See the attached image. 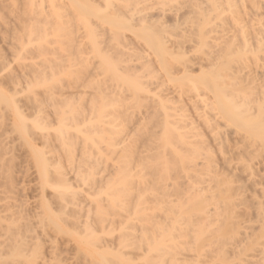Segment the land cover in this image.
Segmentation results:
<instances>
[{
  "label": "rangeland",
  "instance_id": "obj_1",
  "mask_svg": "<svg viewBox=\"0 0 264 264\" xmlns=\"http://www.w3.org/2000/svg\"><path fill=\"white\" fill-rule=\"evenodd\" d=\"M85 1L88 6L84 0H0V264H33L30 256L40 249L34 239L38 223L60 225L58 219L68 235L58 233L55 262L42 255L78 264L73 220L85 214L115 226L123 222L103 236H127L122 264H147L161 248L169 252L166 264H244L251 252L238 245L248 223L252 237L260 235L251 198L262 194L251 193L245 182L238 189L233 173L219 175L217 167L206 165L207 158L221 157L211 140L218 132L229 146L235 132L249 142L256 135L226 117L212 94L218 89L259 117L264 79H249L254 63H263L262 52L252 44L241 56H215L224 49L218 31L233 41L241 36L231 22L240 5L190 16L202 26L194 31L182 25L194 32L180 26L183 34L174 36L176 3ZM74 2H83L84 9ZM145 10L151 23L159 22L151 32L135 26ZM251 27L246 24L244 32ZM199 33L206 36L203 44L195 42ZM157 40L167 46L164 52ZM177 40L185 42L179 46ZM143 62L150 65L145 70L139 68ZM131 81L139 87L131 88ZM204 115L215 127L211 133L202 124ZM193 142H201L207 154L192 158ZM255 142L252 156L264 158V142ZM125 148L130 156L121 158ZM256 169L264 179V164ZM72 198L82 213L65 208ZM197 200L204 202L201 211L192 209ZM96 207L106 214L95 216Z\"/></svg>",
  "mask_w": 264,
  "mask_h": 264
},
{
  "label": "bare ground",
  "instance_id": "obj_2",
  "mask_svg": "<svg viewBox=\"0 0 264 264\" xmlns=\"http://www.w3.org/2000/svg\"><path fill=\"white\" fill-rule=\"evenodd\" d=\"M81 1H83V0H81ZM126 1H127V3H125V6H127V7H128V5H131V4H135L134 6H136L137 4L140 3V0H126ZM157 1L161 2V3H170L171 2V3L177 4L176 9H174L175 12H173V13L176 17H178V15H179L182 20H180L179 17L178 18L174 17L173 21L176 19L174 22H177V24L174 23V25H172V26L173 27L176 26L177 28H174V29H177V31L175 30V32H178V33L180 32L181 34H183L182 32H184V29L188 30L187 29L188 27L185 28L182 25L187 26V24H188V25H190L189 29L194 28V29H192L194 31L196 30V28L198 30L202 26V24H200L199 21L195 22V23L192 22L191 17L195 16V14H197V13L200 15H202V14H218L224 6L226 8H231V7H235L237 4H239L240 10H238L237 7H235L236 16L231 18V22L234 20L235 30H236V32L240 33L241 36L238 40H237V37L235 36V41H236L235 42L230 38L229 35H226V32L224 29L218 31V33L220 34V35H218L219 39H223V41H224V49H220V55L217 54L215 56H216V58H218L219 56L222 55V53H224L226 56L231 55V54H235L236 56H241V53L246 51V49L253 44L257 50L262 52L261 60L263 61V63L260 64L258 62L259 60H257V62L254 63V66L256 68L254 69L253 77H251V78L249 77L250 78L249 80L253 81L254 79L255 80H260L261 78L264 79V19H261V16L262 15L264 16V0H157ZM84 2H86V1L84 0ZM87 2L86 3L81 2V3H83L84 6H88ZM74 3H75L74 5L76 6L77 10L79 9V6L80 7L83 6V4H81V3H77V2H74ZM84 6L80 9L81 10L84 9ZM147 10H145L144 12L141 11L143 14L141 15V13H140V15L135 19V22H137V24H135V26L136 25L138 26L139 24H140L139 26H141L142 24H144V26H141L140 30H142V28H143V31L147 30L146 32H151L150 30H153L154 28L158 27V25L156 26L155 22H157L158 24H159V22H158V19L157 20L154 19L155 22L153 21L154 23H151L150 22L151 18L147 16V12H146ZM149 15H150V13H149ZM263 16H262V18H263ZM188 18H190V21ZM240 18H241V20H240ZM235 20H237V21H235ZM178 21H180V22H178ZM238 21H239V23H238ZM113 22H115V21H113ZM246 24H250L252 26L251 31L248 32L247 34L244 32V27ZM113 25H115V24H113ZM161 25H164V24L161 23L159 25V28ZM130 26H132V25H130ZM180 26L183 27L184 29L181 28ZM59 27H60V25L58 26V28ZM61 28L63 29L64 27L61 25ZM58 30H60V29H58ZM62 31H64V30H62ZM188 31H190V30H188ZM194 31H190V32H194ZM175 32L172 35H174V36L180 35V33L179 34L177 33L178 35H176ZM229 33H230V31H228V34ZM205 38H206L205 34L199 33L195 42L203 44V43H205V42H203L205 40ZM155 42L161 51L164 52V50H166L167 46L164 45V43L162 41L157 40ZM184 42L177 40L175 43L180 46L181 43H184ZM166 54H167V52H166ZM147 61L149 62L150 60H147ZM148 62L147 63L143 62L142 65L140 64L139 68L147 69V67L150 66L149 63H151V62H149V63ZM145 66H147V67H145ZM123 68H126V67H123ZM122 75H120V76H122ZM125 77L123 76L124 79H126ZM213 77H215V76H213ZM22 79H23V77H22ZM121 80H123V79H121ZM133 80H135V79H133ZM126 81L127 80H125V82ZM213 83H215V82H213ZM18 85H21V84L18 83ZM128 85L134 89L139 87V85L137 86V83H134L132 81L128 82ZM212 85H211V87H212ZM15 87H13L14 92L12 91L14 95L18 94V93H15V91H16ZM208 90L210 92H214L211 89H208ZM216 91H218V92H215L212 94H215L217 106L221 110V112L226 117L227 116L231 117L229 119L232 122L234 121L233 123L237 124V126H240L241 128H243L244 132H246V133L250 132L251 135L253 133L256 134V135H252V137L254 136V138H255V139L253 138L254 140L252 139L254 142L258 140L260 143L261 142L263 143L264 138H261V139H257V138H260L262 136L264 137V117L261 116L264 114V90L261 92V97L258 98V101L262 100V103L256 102V106H258V108L256 109L257 110V116L256 117L259 116L256 119L252 118V116L248 110H242V108L235 105L233 101H228L227 99H225L224 94H222L220 90L216 89ZM2 99H4L6 101V99L4 97ZM13 102L14 101L11 102L12 105L9 104L10 107L13 106ZM8 103H9V101H8ZM36 104L39 105V103H36ZM40 107H41V105H39L38 107L36 105L37 110ZM14 109H15V106H13V110ZM15 111L18 112L16 109L12 112H14L16 114ZM15 114H14V116H15ZM204 116H200V117L202 118ZM210 120H211V118L209 116L208 117L205 116L202 120L203 121L202 124L204 123L205 127H208V130L209 129L211 130V131H209V133L213 132V130H214L213 128H215V127H213V125H211ZM180 122H183V121L180 120L177 123L179 124ZM214 124H216V123H214ZM215 126L217 127V125H215ZM178 128H179V126H178ZM241 128H239V129L241 130ZM259 133H262V134H259ZM197 134H200V133H197ZM197 134H195V135H197ZM212 138L213 139H211V140H213L214 145L217 146L221 150V157L217 160V162H216V160H213L212 158H210V159H212L211 161H210V159L207 160L208 159L207 158L206 159L207 167H217L216 171L219 172V175H222L224 172L233 173L234 174L233 177L237 178V182H238L237 188L240 190L243 188V185H244L242 183L245 182L248 187L246 185L245 186L248 188L249 191H252L251 193L254 192L256 195V194H258V192H260V194H262L260 196L261 201L258 199L259 197L257 198L259 201L255 197L257 202H255V199L251 198V203L254 204V205L252 204V206H255V208H253V210L254 209L257 210V211H254V212H256L255 218H257V220L260 222V224L258 223L260 225L259 226L260 230L258 232L260 235H258V237H257L256 236L257 233L256 234L253 233L254 236L252 237V233H250L251 228L248 227V224H249L248 223L247 227L249 229L247 227L245 228L238 246L241 247V250L243 248V251L246 248L245 250H247L248 252H251V253H249V254H251L250 256L245 255V256H248L247 258L249 260L247 259L248 260L247 261L244 259L245 262H242V263H244V264H264V262H263V260H264V241H262V243L259 242L262 239L264 240V230H262V229H264V207H263V205H264V201H263V198H264V179H263V174H261L262 177H260V175L258 174L259 169H256V166H259V164H264V158H260L261 156H259V155L256 157L252 156L253 155L252 148L255 146V144L253 143L252 140L250 141L251 142L250 143L248 140L249 138L247 139V136L245 137V135L241 136L237 132L233 133L232 142H231V143H233V146L231 144L229 146V144H227V141L225 140L226 138L222 137L219 132L217 134H215L214 136H212ZM200 144L202 145L201 142H200ZM200 144H199V142H196L194 144H190L191 145L190 153H191L192 158H194L197 155H202L203 153L207 154V152H208L207 149L205 147H201ZM253 144H254V146H252ZM229 147H231L230 151L232 152V154H234V156H236L235 159H232L231 157L229 158L226 156L227 153L225 154V152H227V151H228V153L230 152L228 149ZM202 148L203 149L205 148L206 151L204 152ZM127 156L128 157L130 156L129 148H125L121 152V155H120L121 158H126ZM233 160H235V162H233ZM124 177H126V175ZM140 185L143 189H145L146 187L149 186L147 184H140ZM150 185H151V183H150ZM248 190H247V193H248ZM262 196H263V198H262ZM72 200L73 201L67 203V206L65 208L66 209L70 208L71 212H73V213H78V214L82 213L83 212L82 205L80 206L78 203H76L74 201V198H72ZM38 201L41 202L42 198L41 199L39 198ZM77 201H78V199H77ZM262 201H263V203H262ZM203 203L204 202L202 200L201 201L197 200L196 203L193 205L192 209L194 208V210H196V211H201V209L203 207ZM250 207H251V205H250ZM93 211H94L95 216L106 214V211L99 208V207H96ZM250 218L248 219L249 222H251ZM58 220L60 222V225L57 222H52L51 220H41L38 223L39 232L37 231V233L35 235L36 238H34V239L36 240V244L38 246H40V249L38 248L39 252L35 251V252H33L34 255L33 256L31 255L32 257L30 256V259H31L30 262H33V264H59L58 261L56 263H54L55 260L57 259V257H56V259L54 258V254L56 253L55 251H57L56 249H58V248H56V242L55 241L58 238V233L67 234V232H66V230L61 228V226H62L61 225V219H58ZM246 220L247 219H245L243 224L246 223ZM73 221H74V224H73L74 228L72 230H73V232L76 233L73 235H75L77 238L74 240H71V241L73 243L72 246H73L74 250H76V252H77L76 255L78 254V256L76 258H78V257H79L78 259L81 258V260H80V262H78V264H80L81 262H82L81 264H122V263H124V261L127 259V256H128L127 253L123 252V249L127 247V244L125 243L127 236H125L124 233H120L119 236H117L116 238H112L109 240L103 238V236H106V235L108 236L111 234L110 233L111 229H115V231H119L123 225V222H119L117 224V226H115L114 223L108 222V220H105L102 218H98V219L94 218L91 220L90 217L86 214H85V216L82 215V216L75 218ZM44 223H47V224H44ZM240 223L242 224V222H240ZM222 225H224V222H222ZM47 228H48V230H47ZM221 228L223 229V227H221ZM48 232H50V234L54 233L53 234L54 239H51L52 236ZM249 234L251 236H249ZM49 236H51V238ZM250 237H252V238L249 241ZM30 241H32V240H30ZM245 241H247V244H245ZM65 246H67V245H65ZM41 247H42V250H41ZM63 247H64V245H63ZM36 248L37 247L34 246L35 250H36ZM237 249L239 250V247ZM146 251L147 250L139 249V252L142 255H145ZM212 251H213V249H212ZM155 252L157 253L155 258L152 259L151 261H149V263H147V264H166V261L163 260L164 255L169 253L166 250V248L156 249ZM209 253H211V252H209ZM42 254H47L46 256H49V258H52L51 260L54 262H52L51 260L48 261L49 259L46 260L45 255H42ZM58 255H59V253H58ZM65 261H66V259H65ZM76 261H77V259H76Z\"/></svg>",
  "mask_w": 264,
  "mask_h": 264
}]
</instances>
